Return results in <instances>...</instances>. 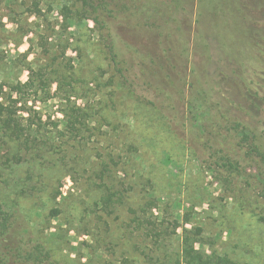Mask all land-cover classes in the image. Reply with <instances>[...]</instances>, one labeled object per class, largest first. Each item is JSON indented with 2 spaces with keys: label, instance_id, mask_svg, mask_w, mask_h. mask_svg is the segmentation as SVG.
I'll return each instance as SVG.
<instances>
[{
  "label": "rangeland",
  "instance_id": "obj_1",
  "mask_svg": "<svg viewBox=\"0 0 264 264\" xmlns=\"http://www.w3.org/2000/svg\"><path fill=\"white\" fill-rule=\"evenodd\" d=\"M249 89L264 94V0H0V103L32 129L0 121V204L54 264H177L185 238L264 264V162L218 111L252 120Z\"/></svg>",
  "mask_w": 264,
  "mask_h": 264
},
{
  "label": "trees",
  "instance_id": "obj_2",
  "mask_svg": "<svg viewBox=\"0 0 264 264\" xmlns=\"http://www.w3.org/2000/svg\"><path fill=\"white\" fill-rule=\"evenodd\" d=\"M94 21L97 23L99 22L98 18ZM106 33L108 38L106 42L108 57L116 73L122 76L125 82H129L126 77H129L130 70L127 64L121 60V54L118 50L114 34L111 32L110 28ZM131 86L133 87L132 83ZM212 92L213 90L210 89H205L203 91L207 97L206 99L209 101H211V97L214 96ZM258 96L263 97L260 98ZM246 97L249 98L248 114H251L252 120H234L228 116V113L223 112L220 108H218V111L221 117L231 124V127H233L234 131L240 137V146L247 150V155L256 159L260 158L264 162V121L258 120L260 105H264V94L263 91L260 90L252 94L249 89ZM13 103L16 104L17 102L14 101ZM207 103L209 102L207 101ZM8 105L0 103V121L2 128L6 130L11 137L14 136L20 139L28 136L30 134L29 132L32 130L31 126L27 127L23 124L21 120H19L24 119L18 116L19 110H15L14 107ZM66 115V125H68V127H73L72 119L74 117L68 113H66ZM74 119L77 120L76 118ZM214 167H216V169L225 170V172L232 176L244 177V174H247L245 170H242L239 162L227 156L218 157L214 163ZM248 184L250 185V183ZM114 196L115 195L111 192L102 196L101 204L104 205L103 207L109 208ZM136 213L137 212L134 211V214ZM139 217V219H141V216ZM23 234L24 233L16 232L15 216L6 212L0 204V264H54L50 252L42 243L37 240H31ZM154 237L158 239V236ZM181 261H178L177 264H237L228 256L218 255L216 253H212L211 255L205 254L203 251L196 249L189 238H185L183 243Z\"/></svg>",
  "mask_w": 264,
  "mask_h": 264
}]
</instances>
